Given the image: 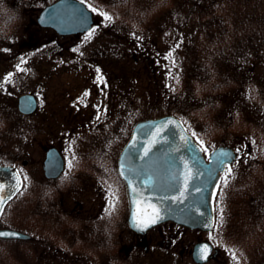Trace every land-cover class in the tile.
Wrapping results in <instances>:
<instances>
[{"label":"trees","instance_id":"16d2710c","mask_svg":"<svg viewBox=\"0 0 264 264\" xmlns=\"http://www.w3.org/2000/svg\"><path fill=\"white\" fill-rule=\"evenodd\" d=\"M83 2L112 18L111 22L98 20L97 29L110 23L116 26L112 35L135 39H115L123 52L107 51L106 57L101 50L103 39L94 44V82L100 96L90 108L96 116L101 112L100 118L94 120L93 128L81 132L62 126L56 138L63 142L58 148L71 156L72 164H94V195L117 182L124 212L120 223L109 215H94L92 223L67 212L59 200L81 189V180L61 189L41 173L32 177L34 183L28 182L20 170L23 187L5 206L0 227L26 232L31 238L0 239V264H162L148 261L142 250L132 258L123 249L122 233L130 235V240L133 234L125 223L123 188L115 171L133 124L162 115L178 118L208 151L219 145L234 148L236 160L227 167L232 169L231 176L225 185L226 168L215 197L214 226L204 234L229 255L220 258L219 264H264V0ZM12 19L2 18L4 35H15ZM2 104L0 132L10 128L5 122L10 114L2 110L6 107ZM29 120L28 131L18 122L19 134L52 135L48 124ZM15 161L5 163L15 166ZM48 192L50 202L45 199ZM44 250H52L60 262L42 256Z\"/></svg>","mask_w":264,"mask_h":264},{"label":"rangeland","instance_id":"374dc122","mask_svg":"<svg viewBox=\"0 0 264 264\" xmlns=\"http://www.w3.org/2000/svg\"><path fill=\"white\" fill-rule=\"evenodd\" d=\"M54 1L56 0H0V22H2L3 17L14 18L15 20H12L16 26L13 29L15 35L13 33L12 35H4L0 23V39L6 42V46L2 47V52H0V99H5L0 100V107L3 108L2 102L4 101L6 107L2 110L10 114V117L6 116L8 120H5V122L9 121L10 128L5 127L0 132V165H9L5 162L8 159L16 158L15 166L27 175V181L30 179L28 182L32 181V178H28V172L37 176H40V173H42L45 150L49 147L58 148V145H62L63 142L56 138V132L62 126L64 129L80 128L79 132H81L89 127L93 128L94 124L92 123H94V120L100 118L101 112H99V116H96L95 109L90 108L97 105L93 99L97 100L100 96L99 92L96 91L94 82V58H92L94 56V44L96 45L99 39H103V42H101L103 49L101 48V50L105 51L106 54L103 55L106 57L107 51L110 52L111 50L121 48L120 43H116L115 39L127 38L125 35H120L119 37L112 35L110 32L115 30L116 26H110V23L105 24L103 29H97V25H95L94 28L82 36H69L66 38H56L50 30L37 29L35 18L38 11L33 10L31 7L37 4H49V2ZM103 1L106 2L107 0ZM3 2H6L8 5L5 9L1 6ZM92 12L95 24H97L98 20L103 19L101 12L93 10ZM118 15L120 17L126 16L124 13H118ZM118 30L124 31L123 29ZM89 32H93L90 37ZM11 38H13V44L11 43ZM170 38L172 37L169 36L161 39ZM43 39H45L46 43ZM70 39L94 40L90 41L83 51H80L81 60L77 57L73 60L72 58L78 56L79 52L76 50L75 52L68 51L67 49L68 47L72 48V45H74V49H77L75 44L78 41L73 44V41H70ZM127 39H135V37L129 36ZM30 41L32 42L31 46H29ZM42 41L44 47L41 45ZM39 45L41 46L39 47ZM6 47H9L11 52L3 49ZM120 51L123 52V49H120ZM125 54L127 55V53ZM60 59L66 60L67 64L64 71H59L58 65ZM83 74H86V76ZM32 92L37 93L35 95L38 101V110L36 117H33L34 121L43 125L48 124L52 135L42 132L36 135L32 134V137H29L27 134H19L16 130L19 123L27 130L29 128V119H33L28 118V116H21L17 112L16 100L19 95L25 93L33 94ZM90 109H93L92 112L89 111ZM15 113L18 116L13 118ZM17 148H19V151ZM61 153L67 157V164H69L71 156L66 154L64 150H61ZM207 154L208 151L204 152L205 156ZM93 196L95 208V195L93 193H88L84 196L80 195L79 197L69 196L64 201L67 204L75 201H89ZM85 204L90 205L87 202ZM97 210L99 211V208ZM96 213L94 212V214ZM122 234L124 236V233ZM138 240L126 238L125 245L129 247L130 244L133 245L135 244L134 241L138 242ZM145 240L144 245L148 247V251L145 252L148 254L147 259L148 261H150L149 259H153L155 263L194 264L191 258V250L193 245L198 241H207L218 251V255L216 256L218 260L217 258L216 260L212 258L206 264H219L220 258L222 259L225 256L229 258V255L225 251L222 252L217 248L211 237L206 236L202 232L200 233V231L192 232L173 223H164L157 229H152L148 232ZM138 246L137 249L130 251V255L128 254V256L134 258L142 247V245ZM50 252L44 250L42 256H53L59 261V256L55 257L54 253ZM62 259L63 257H61Z\"/></svg>","mask_w":264,"mask_h":264},{"label":"water","instance_id":"95a60500","mask_svg":"<svg viewBox=\"0 0 264 264\" xmlns=\"http://www.w3.org/2000/svg\"><path fill=\"white\" fill-rule=\"evenodd\" d=\"M37 21L40 25L49 26L60 34L85 32L93 23L91 12L78 0H57L45 6ZM36 107L37 100L32 94H22L17 99V109L22 114H32ZM168 121H172V124H168ZM160 125L163 127L160 129L159 135L154 137L153 134L156 133L157 126ZM182 137L191 141L195 147V154L203 160L204 165L199 170L193 167L189 146L185 144ZM154 138L158 142L150 144ZM133 145L134 147H132ZM147 147H151L152 151L145 157L144 149ZM221 151L231 153L232 158L226 166L216 167L213 154ZM130 155L134 156V159L125 162L124 158ZM235 158L234 150L226 145L214 148L205 158L203 151H200V146L175 116L163 115L136 122L117 158V173L123 181L125 189L128 227L136 235L141 236H144L150 228L168 221L190 229L211 231L214 225V200L219 188L221 174L227 166L234 162ZM210 160L213 163H209ZM185 163L191 168L193 175L189 182L188 191L183 197V202L174 201L170 197L179 196L184 187ZM126 167L144 170L141 177H133L131 186L127 176L121 175V171ZM213 168H215L214 171H205V169L211 170ZM42 169L47 178H56L61 173L63 159L55 147H50L45 151ZM175 173L179 174L178 181L170 179ZM21 188L22 180L17 169L10 165H0V189H3L0 191V199L4 201L0 205V214L5 205L16 196ZM133 188L136 189L135 192ZM197 188L200 190L197 191ZM153 209L159 211L162 218L140 230L133 219L134 215L140 219H148L153 215ZM0 233L10 234L0 236L1 239H30L29 235L12 229L0 228ZM203 247L208 248L206 257L200 252ZM216 254L217 251L213 250L211 244L200 241L194 244L191 257L196 264H204Z\"/></svg>","mask_w":264,"mask_h":264},{"label":"flooded vegetation","instance_id":"af4514ba","mask_svg":"<svg viewBox=\"0 0 264 264\" xmlns=\"http://www.w3.org/2000/svg\"><path fill=\"white\" fill-rule=\"evenodd\" d=\"M47 4H43V5L37 4V5L31 7V8H33V10H37L38 11L37 16L35 18V25H36L37 29L50 30L54 34V36L56 38H66V37H69V36H71V37L72 36H82V35L87 33L86 32V33H77V34H69V35L59 34L58 32L54 31L49 26H41L38 23V21H37L38 20V16H39L40 12L42 11V9ZM40 5H41V7H40ZM93 19H94V17H93ZM92 28H94V25L92 26ZM92 40H94V39H70V41H73V44H75V42L78 41V43L75 44V47L77 49H74V45H72V43H71V45L73 47L72 48L68 47V49H67L68 51H74L75 52V50H76V51L79 52V55L78 56H74V58H72V59L74 60L77 57V58H79V60H81L80 59L81 58L80 57V51H83L85 49V47L89 45L90 41L92 42ZM2 41H3V39H0V52H2ZM11 41H13V39ZM34 41H35V39H34ZM34 41H33V43H34ZM43 41H45V39H43ZM43 41H42L41 45L44 47ZM11 43L13 44V42H11ZM45 43H46V41H45ZM10 44H8V45H10ZM31 45H32V42L30 41L29 42V46H31ZM41 45H39V47ZM8 49H10V48L8 47ZM61 49L64 50L63 48H61ZM10 54H12V53H10ZM92 58H94V56ZM66 64H67L66 60L60 59L59 65H58V67L60 68L59 71H64L66 69L65 68ZM16 109H17V107H16ZM37 110H38V107H37L36 111H34L30 115H24V114H21L19 112L18 113L21 116H25V117L28 116V118H33L34 116L36 117ZM92 110L93 109H90L89 111L92 112ZM62 157H63V169H62L61 173L56 178H47V177H45L43 171H42L41 175L47 181L55 182L56 185H58V187H60L61 189H65V187H67V185H69V184L70 185H72L74 183L78 184L79 180H81V185L83 186L81 189L73 190L72 192H69V195L66 194L64 197H62L60 199V202L62 204H64V207H65L66 211L67 212H70V211L75 212L78 216H80V217L82 216L84 219H86L88 221H89V219H91L92 223H94V215H97L98 218H101L102 215H104V216H108L109 215L110 217L112 216V219L117 220L120 223V219L122 218V215H123V212H124V207H123V203H122L121 199L119 198V189L116 190V186L118 185L117 182H116V184H114V182H113L111 184L112 186H110V188H106V190L105 189L96 190V193H95V206L96 207L95 208H94V196L89 201H85V200L84 201H79V202L75 201V202L69 203V204H67L66 201H64L66 199V197H69V196L70 197H79L80 195L84 196V195H86L88 193H93L94 194V164H88V165L79 164V166L75 165V164H72L71 169H69V164H67V157H65V155H63V154H62ZM22 164L24 165V163H22ZM16 168L19 170L18 167H16ZM115 171H116V165H115ZM27 174H28V177H31V178L34 176V174H31V172H28ZM116 177L118 178V181L121 182V185H122V188H123V194H124V201H125V205H126V209H127L125 192H124V185H123L122 180L119 178V176L117 174V171H116ZM32 182L33 183L35 182L34 178H32ZM50 192H51V190H50ZM50 192H48L47 197L45 196V199L48 202H50V200H51ZM112 193H115V198L113 197ZM103 194H105V196H102ZM85 202L89 203L90 205H86L85 204L86 205L85 206L84 205ZM97 208H99V211L97 210ZM94 212H97V213L94 214ZM126 216H127V210H126ZM126 216H125V223H126ZM70 219L72 221L76 220V218L73 217L72 215H70ZM158 227L159 226L154 227L152 229H157ZM152 229H150L148 232H150ZM132 234H133L132 238L139 239V240H138V242L134 241L135 244H133V245L130 244L129 247L126 246L125 245V239L129 238V240H130V235L127 236L126 232H124V236L122 237L121 241H122V246H123V249L125 250V252L129 253L130 251H132L134 249H137V247H139L138 245H142L141 250L144 251V252H147L148 251V247L146 245H144V243L146 241L145 238H146L148 233L144 237L137 236L134 233H132ZM125 235H126V237H125Z\"/></svg>","mask_w":264,"mask_h":264},{"label":"snow or ice","instance_id":"6c2138e0","mask_svg":"<svg viewBox=\"0 0 264 264\" xmlns=\"http://www.w3.org/2000/svg\"><path fill=\"white\" fill-rule=\"evenodd\" d=\"M81 3H83V0H81ZM92 10L95 11V9H92ZM103 19L105 21L111 22L112 18L107 14H103ZM93 32H94V30H93ZM93 32H89V37L93 34ZM169 55H171V53ZM97 71H99V70H97ZM98 79H100V81L103 82L102 77H98ZM167 123L172 124V121H168ZM162 127H163V125L157 126L156 133L153 134L154 137L159 135L160 129ZM193 135L195 136V133H193ZM182 139H184L185 144H187L189 146V152L191 153V160H192L193 167H196L199 170L204 165L203 160L199 159L197 157V155L195 154V147H194V145L191 144V141L188 140L186 137H182ZM157 142L158 141L154 138L153 141H150V144H155ZM197 143L200 144V151H203V152L208 151L207 148L204 147L202 141L197 140ZM132 147H134V145ZM151 151H152L151 147L145 148L144 149V156L147 157ZM213 155H214V164L216 167L226 166L227 162L232 158L231 153L224 152V151H221L219 153H214ZM124 159H125V162H127L129 159H134V156L130 155L128 157H125ZM209 163H213V161L210 160ZM71 167H72V163L70 161L69 162V169H71ZM214 170H215V168H213L211 170L205 169V171H214ZM231 173H232V169L230 167L227 168V170L225 172V176L223 178V182L225 185L227 184L228 177L231 176ZM143 174H144L143 169H135L133 167H126V168H123V170L121 171L122 176H127L128 183L130 186L133 183V177L139 178ZM200 174H203V173H200ZM192 175L193 174H192L191 168H189L188 164L185 163L184 164V174H183V177H184L183 178V185H184L183 190L180 191L179 196L170 197L172 200H174V201L179 200L180 202H183V197H184L185 193L188 191L189 182L192 178ZM170 179L178 181L179 180V174L178 173L173 174L170 177ZM25 180H27V177H25ZM17 183L19 184V181H17ZM17 190H19V189H17ZM196 190L199 191L200 189L197 188ZM0 191H3V189H0ZM133 191L135 192L136 189L133 188ZM112 195L115 198V193H112ZM3 203H4L3 199H0V205H2ZM202 215H203V213H202ZM161 218L162 217L160 216L159 211H157L156 209H153V215L148 219H140L136 215H134V217H133L134 221H136L137 227H139L140 230H143L144 228L148 227L150 224L156 223L157 220H159ZM7 235H10V234L9 233H0V236H7ZM200 252L204 257H206L208 254V248L203 247L200 249ZM234 258H235V256H234Z\"/></svg>","mask_w":264,"mask_h":264}]
</instances>
